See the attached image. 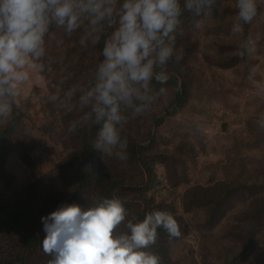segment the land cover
I'll return each mask as SVG.
<instances>
[{"label":"rangeland","instance_id":"obj_1","mask_svg":"<svg viewBox=\"0 0 264 264\" xmlns=\"http://www.w3.org/2000/svg\"><path fill=\"white\" fill-rule=\"evenodd\" d=\"M256 2L258 15L243 25L242 33L232 32L236 0H218L213 16L200 19L199 28L183 29L188 52L179 63L170 60L167 72H181L179 83L185 76L189 97L155 132L158 149L170 157L165 167L156 164L153 189L141 184L136 169L121 164L118 171L131 180L132 198L152 195L164 208H175L182 235L168 245V255L177 264H264V228L253 249L240 259L235 257L240 247L232 232L247 220L242 212L264 196V0ZM55 36L62 43L47 42L52 59L43 61V72L33 70L19 97L23 121L18 142H29L41 157L42 167L33 170L14 152L6 165L7 176L0 180V194L10 202L23 203L28 223L31 217L48 216L55 204L51 198L72 184L70 170L60 167L78 149L79 129L69 132L68 128L80 112H65L48 97L57 89L63 95L74 85L86 86L97 48L81 46L80 31L68 35L61 30ZM249 38L253 41L250 51L242 47ZM168 95L157 98L151 111L141 116L140 127L153 125L154 117L164 112ZM8 123L0 122V126ZM219 180L233 182L237 189L218 220L209 225L205 222L207 205L191 203L187 189ZM170 202L174 208H169ZM41 231L44 239V224ZM46 263L41 246L31 264Z\"/></svg>","mask_w":264,"mask_h":264},{"label":"clouds","instance_id":"obj_2","mask_svg":"<svg viewBox=\"0 0 264 264\" xmlns=\"http://www.w3.org/2000/svg\"><path fill=\"white\" fill-rule=\"evenodd\" d=\"M218 0H0V122H7L19 107L21 89L33 70H45L47 42L57 40L53 29L71 35L80 31L83 47L103 41L102 60L86 86L60 90L48 99L65 112L79 111L69 132L96 126L91 148L105 157L128 158L129 141L124 126L132 117L149 113L157 98L166 93L155 84L169 80L167 65L183 59L177 49L181 16L190 13L211 18ZM234 34L242 33L258 15L256 0H236ZM247 39L242 47L251 50ZM78 94V95H77ZM75 98V100H74ZM264 127V121L261 123ZM122 201L95 199L82 209L63 204L42 217L46 236L42 250L48 264H161L150 251L162 229L169 242L181 237V225L164 210L147 213L142 220L127 219Z\"/></svg>","mask_w":264,"mask_h":264},{"label":"trees","instance_id":"obj_3","mask_svg":"<svg viewBox=\"0 0 264 264\" xmlns=\"http://www.w3.org/2000/svg\"><path fill=\"white\" fill-rule=\"evenodd\" d=\"M195 22L196 18L190 13L184 12L181 16L180 29L194 30ZM61 30L53 29L55 34ZM187 39L188 37L184 32L183 36L177 37L176 47L178 50L183 49V58L188 52L187 43L184 41ZM102 47L103 41L97 45L93 54V63L87 65L92 72L102 60L100 55ZM48 59L52 58L47 45L44 61L46 62ZM80 60L86 59L82 58ZM44 74L50 75L49 72H44ZM178 75L182 77L181 72L170 73V78L166 84H155L157 90L164 87L169 95L165 101L166 108L164 112L154 117L153 125L150 128L140 127L141 116L132 117L130 113H125L129 117L123 130V134L127 136L129 141L128 158L126 160L116 159V162L110 161L107 157L104 159L100 152L91 148V140L98 130L96 126L85 125L77 128L80 132L78 135V149L68 155L63 166L60 167L61 170H70L72 184L66 189L58 191V194L51 198V202L54 201L55 204L49 214L63 204H78L86 210L95 199L115 197L124 204L128 212L127 219L142 220L147 213L154 210H164L174 216L176 210L172 202H170L172 205L169 208L173 207L174 210H168L156 203L152 195L142 194L132 198L133 185H131V180L122 177L118 171L121 169V164L136 169L142 177L141 184L153 189L157 180L156 164L165 167V163L170 157L167 151L158 149L155 132L166 117L173 115L185 106L189 97V90L184 82L185 76L183 75L182 82L179 83ZM74 86L79 88L77 85ZM80 115L81 113H78L77 119ZM22 121V112L19 107L14 106L9 123L0 126V180L6 178V165L14 152H17L20 159L33 170L38 171L42 167L41 157L33 152L31 146H28L29 142H18ZM262 142H264V139H262ZM175 160L179 162L180 158L175 157ZM236 189L235 183L219 180L212 185L190 186L187 189V194L190 196L191 203H205L207 205L205 208V222L212 225L218 220L224 210V205ZM92 194H94L93 197H91ZM23 207L22 202H10L0 194V264H31L32 257L40 251L43 242L42 217H31V222L28 223L27 209ZM184 207L186 209L190 208L187 202H184ZM242 217L247 220L241 223L238 230H232L240 247L239 253L235 255L239 259L245 257L253 249L256 236L264 228V196L260 197L250 208L244 210ZM171 242H169L167 234L162 229H158L157 241L150 251L160 256L161 264H177L168 255V245ZM49 259L50 257L46 255V264H48Z\"/></svg>","mask_w":264,"mask_h":264}]
</instances>
